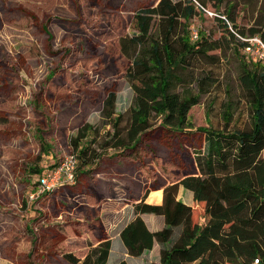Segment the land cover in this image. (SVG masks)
Segmentation results:
<instances>
[{
  "label": "rangeland",
  "instance_id": "374dc122",
  "mask_svg": "<svg viewBox=\"0 0 264 264\" xmlns=\"http://www.w3.org/2000/svg\"><path fill=\"white\" fill-rule=\"evenodd\" d=\"M158 1L0 0V264H69L65 253L83 259L91 245H98L91 229L99 224L100 205L112 238V262L159 263L161 253L159 259L156 251L136 259L125 256L124 228L137 218L148 229L150 224V214L136 212L135 204L147 187L156 190L163 184L162 177L172 183L197 175L195 156L204 146L198 128L223 126L226 111L233 113L231 126L250 127L251 111L239 76L242 57L249 61L253 56L239 40L232 42L222 21L197 10L190 29L219 41L221 48L209 52L216 58L195 65L211 70L216 80L188 114L194 130L171 132L157 126L149 131L143 141L152 152H144L143 175L140 165L118 149H101L114 134L104 118L107 95L116 93V115H125L122 127L135 100L125 78L131 60L122 55L120 39L136 31V12ZM197 1L230 16L241 33L250 28L264 32V0ZM85 125L92 130L81 145L101 157L91 168L77 171L72 138ZM42 143L48 153H42ZM72 157L77 166L70 179L60 169ZM37 167L40 175L31 171ZM48 175L58 178L45 184ZM178 193L177 200L188 201ZM106 199H116L118 205ZM193 203L194 221L205 224L204 204Z\"/></svg>",
  "mask_w": 264,
  "mask_h": 264
},
{
  "label": "trees",
  "instance_id": "16d2710c",
  "mask_svg": "<svg viewBox=\"0 0 264 264\" xmlns=\"http://www.w3.org/2000/svg\"><path fill=\"white\" fill-rule=\"evenodd\" d=\"M196 14L193 0H159L155 6L137 11L133 18L136 31L120 39L122 55L131 60L125 78L135 100L127 126L122 127L125 115H116V93L107 95L104 118L112 124L114 134L101 149H118V154L140 165L142 175L144 152H152L144 136L157 126L171 132L194 130L188 114L216 80L211 70L195 66L202 59L216 58L209 52L221 48L219 41L204 34L192 40L190 19ZM226 30L232 42L237 41ZM248 31L264 41L260 29ZM242 58L239 80L251 111L250 127L231 126L233 113L226 111L223 126L197 129L204 135L203 149L195 156L197 175L173 180L165 187L162 205L144 202L150 192L146 188L143 200L135 204L136 212L163 215L165 226L152 232L141 218L128 224L121 237L130 256L140 257L158 242L161 260L156 264H254L255 259L264 264V62ZM199 73L205 76L199 78ZM91 130L85 125L72 138L79 159L77 171L91 168L101 157L90 146L81 145ZM42 145V153H48V146ZM31 171L40 175L42 170ZM145 179L149 181L147 176ZM179 186L204 204L205 224L195 222L193 208L177 200ZM111 244L107 239L91 245L83 259L73 253H65L63 258L69 264H108Z\"/></svg>",
  "mask_w": 264,
  "mask_h": 264
},
{
  "label": "crops",
  "instance_id": "0c3cea01",
  "mask_svg": "<svg viewBox=\"0 0 264 264\" xmlns=\"http://www.w3.org/2000/svg\"><path fill=\"white\" fill-rule=\"evenodd\" d=\"M164 179V177H162ZM128 182H131L130 178H129V181ZM170 181H168L167 179L165 180V182L163 184H160L156 190H153L151 189L150 190V194L148 196V198L146 199V203L148 204H156V205H161L163 204V200H164V189L166 186L170 185ZM179 196L180 198H183L182 195L186 196L187 197V200H183L185 204L191 206L194 201L193 199V193L189 190H185V188L183 186H180L179 187ZM142 194V192H141ZM141 194H140V197H141ZM135 196V195H134ZM111 197V196H110ZM140 197H138L134 202L136 203L138 200H140ZM107 202H112L114 204H117L118 205V202L116 199H106ZM107 202H104V203H107ZM103 203V204H104ZM102 206L103 205H100L99 206V211H100V215L97 216V218L99 219V225L98 226H94L91 231H92V234H93V237L95 240H96V243L99 244L101 243L102 241L104 240H112L111 238V235H110V232H109V229H108V226L105 222V217L102 215V213L104 214V211L102 210ZM126 206H131L132 208H134L133 204H126ZM125 206V208H126ZM117 211V210H115ZM148 216V215H147ZM149 223L148 226H149V229L152 231V232H156V231H159L161 230L162 228H164L165 226V218L162 217V216H159V217H156L152 214L149 215ZM158 218V219H157ZM96 231H99L100 234H96L95 232ZM86 240V239H84ZM154 251H156L158 253V256H159V259H160V253H161V245L156 242L155 245H154V248L152 251H150L149 253H153ZM126 253V251H125ZM125 256H130L128 254H125ZM131 258H140V257H133V256H130ZM108 264H117V260L115 262H112V259L110 257L109 259V263Z\"/></svg>",
  "mask_w": 264,
  "mask_h": 264
},
{
  "label": "built area",
  "instance_id": "2783aa9c",
  "mask_svg": "<svg viewBox=\"0 0 264 264\" xmlns=\"http://www.w3.org/2000/svg\"><path fill=\"white\" fill-rule=\"evenodd\" d=\"M210 15H212V13H210ZM194 37H197V32H194ZM244 40L247 41L245 45V51L248 54H251L254 60H261L262 62H264V41L258 36ZM76 166L77 159L75 157H72L63 163L60 169V174H65L70 179H72ZM57 178V175H48V177L45 178L43 182L46 184L47 180H49L50 183H52ZM46 188L50 189L51 186L48 185ZM254 264H259V260H255Z\"/></svg>",
  "mask_w": 264,
  "mask_h": 264
},
{
  "label": "flooded vegetation",
  "instance_id": "af4514ba",
  "mask_svg": "<svg viewBox=\"0 0 264 264\" xmlns=\"http://www.w3.org/2000/svg\"><path fill=\"white\" fill-rule=\"evenodd\" d=\"M195 6H196V9L199 11V12H204L205 14H207V16L211 17V18H214V19H219L220 21L223 22V25L225 26V24L227 26H225V28L229 29L233 34H235V36L239 39H237V41L243 45L242 47H244V50H245V45H246V40L244 39H249V38H252L250 35H244L242 34L239 29L235 26V24L233 23L232 19L230 18V16H226V15H223L222 13L218 12V11H215V10H212V9H209L207 8L205 5L199 3L197 0H193ZM210 13H212V15H210ZM194 32H197V37H194ZM255 36H258L260 37L259 35H255ZM254 36V37H255ZM191 38L193 41H197L200 39V34L197 30H192L191 29ZM261 38V37H260ZM246 52V51H245ZM253 59V58H251ZM255 260H258V259H255ZM255 262V261H254ZM260 264V262H259Z\"/></svg>",
  "mask_w": 264,
  "mask_h": 264
}]
</instances>
